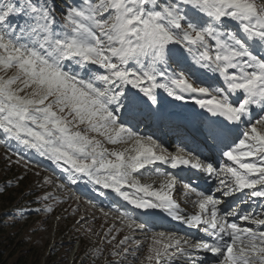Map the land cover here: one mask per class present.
Here are the masks:
<instances>
[{"label":"snow or ice","instance_id":"snow-or-ice-1","mask_svg":"<svg viewBox=\"0 0 264 264\" xmlns=\"http://www.w3.org/2000/svg\"><path fill=\"white\" fill-rule=\"evenodd\" d=\"M189 104L202 111L176 110ZM141 125L167 127L180 146ZM0 144L50 161L70 185L115 194L129 229L160 213L207 236L154 232L148 264H204L201 253L264 264V0H61L59 11L57 0H0ZM217 156L231 164L214 166ZM186 171L202 174L184 184L194 214L173 197ZM200 178L220 197L198 190Z\"/></svg>","mask_w":264,"mask_h":264},{"label":"rangeland","instance_id":"rangeland-1","mask_svg":"<svg viewBox=\"0 0 264 264\" xmlns=\"http://www.w3.org/2000/svg\"><path fill=\"white\" fill-rule=\"evenodd\" d=\"M11 154L0 144V193H9L6 203L0 201L5 264H148L150 242L140 246L138 230L123 226L115 214L84 205L59 189L47 171ZM51 195L56 199H45ZM126 236L135 243L121 244Z\"/></svg>","mask_w":264,"mask_h":264},{"label":"bare ground","instance_id":"bare-ground-1","mask_svg":"<svg viewBox=\"0 0 264 264\" xmlns=\"http://www.w3.org/2000/svg\"><path fill=\"white\" fill-rule=\"evenodd\" d=\"M124 147H128V145H115V146H112V148H120V149H123ZM141 182L142 183H153L154 187H159V184H160V180L159 179H156V178H153V179L141 178ZM173 197L176 198V195L175 196L173 195ZM177 201L179 203L182 202L180 199H177ZM185 210H187L188 212H193V211L196 212V211H198V209L193 208V206L186 207Z\"/></svg>","mask_w":264,"mask_h":264},{"label":"trees","instance_id":"trees-1","mask_svg":"<svg viewBox=\"0 0 264 264\" xmlns=\"http://www.w3.org/2000/svg\"><path fill=\"white\" fill-rule=\"evenodd\" d=\"M3 198H6L9 200V193L6 194L5 193H0V201L3 202V203H6V201H3L4 199ZM13 200L11 199V202ZM9 202V201H8ZM2 247V233L0 232V248ZM0 264H5V259H4V253L0 252Z\"/></svg>","mask_w":264,"mask_h":264}]
</instances>
